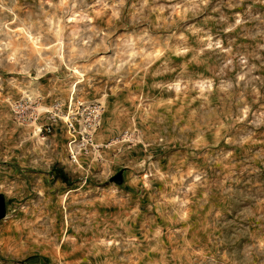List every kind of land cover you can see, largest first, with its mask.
<instances>
[{
  "label": "rangeland",
  "instance_id": "rangeland-1",
  "mask_svg": "<svg viewBox=\"0 0 264 264\" xmlns=\"http://www.w3.org/2000/svg\"><path fill=\"white\" fill-rule=\"evenodd\" d=\"M0 194V264H264V0H0Z\"/></svg>",
  "mask_w": 264,
  "mask_h": 264
},
{
  "label": "water",
  "instance_id": "water-1",
  "mask_svg": "<svg viewBox=\"0 0 264 264\" xmlns=\"http://www.w3.org/2000/svg\"><path fill=\"white\" fill-rule=\"evenodd\" d=\"M110 180L114 181V182H117V183H122V181H123L122 171L117 173ZM5 213H6L5 197H4L3 194H0V219H2L5 216Z\"/></svg>",
  "mask_w": 264,
  "mask_h": 264
},
{
  "label": "trees",
  "instance_id": "trees-1",
  "mask_svg": "<svg viewBox=\"0 0 264 264\" xmlns=\"http://www.w3.org/2000/svg\"><path fill=\"white\" fill-rule=\"evenodd\" d=\"M63 179H64V181H67V180H65L66 178H65V176H63ZM44 262H46V263H48V259L47 258H45V257H40Z\"/></svg>",
  "mask_w": 264,
  "mask_h": 264
},
{
  "label": "bare ground",
  "instance_id": "bare-ground-1",
  "mask_svg": "<svg viewBox=\"0 0 264 264\" xmlns=\"http://www.w3.org/2000/svg\"><path fill=\"white\" fill-rule=\"evenodd\" d=\"M33 45V44H32Z\"/></svg>",
  "mask_w": 264,
  "mask_h": 264
}]
</instances>
